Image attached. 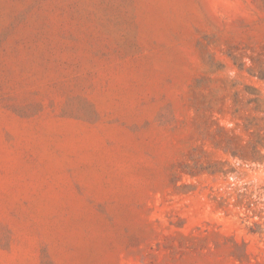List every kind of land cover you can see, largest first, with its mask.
<instances>
[{
    "label": "rangeland",
    "instance_id": "obj_1",
    "mask_svg": "<svg viewBox=\"0 0 264 264\" xmlns=\"http://www.w3.org/2000/svg\"><path fill=\"white\" fill-rule=\"evenodd\" d=\"M0 264H264V0H0Z\"/></svg>",
    "mask_w": 264,
    "mask_h": 264
}]
</instances>
